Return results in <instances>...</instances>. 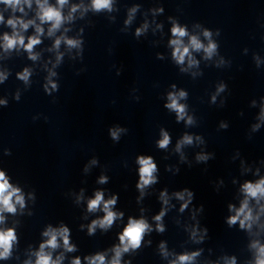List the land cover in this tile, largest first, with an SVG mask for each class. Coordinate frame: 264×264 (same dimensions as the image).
Segmentation results:
<instances>
[{
	"label": "water",
	"instance_id": "water-1",
	"mask_svg": "<svg viewBox=\"0 0 264 264\" xmlns=\"http://www.w3.org/2000/svg\"><path fill=\"white\" fill-rule=\"evenodd\" d=\"M48 4L58 7L57 0ZM74 5L72 19L50 36L51 22L41 23L36 0L24 13L0 4V171L24 197L23 207L3 213L0 230L14 229L16 241L0 264H35L49 226L67 227L74 246L66 251L58 237L59 247L45 249L53 260L62 255L60 264L77 257L88 264L85 258L99 253L108 264L129 218H143L150 230L139 248L122 253L121 264H172L193 252L199 255L189 264L233 258L255 264L251 245H264V198H248L257 217L251 228L229 226L227 219L235 215L229 205L238 209L246 197L243 185L264 178V0H112L110 9L99 11L92 0H68L62 15ZM13 16L35 22L20 31L25 45L37 35L36 25L43 28L35 60L23 46L3 47ZM174 25L188 33L180 38L184 45L191 36L205 46L210 39L215 53L206 58L203 49H190L196 63L188 57L178 63L170 43ZM61 36L79 46L62 40L54 47ZM25 69L27 81L18 75ZM180 92L183 119L166 107L169 94ZM110 129L120 130L117 140ZM162 133L169 137L166 148L159 147ZM185 136L192 142L177 150ZM202 155L207 159H198ZM140 156L156 165L155 181L142 191ZM185 190L192 197L181 211ZM97 191L105 201L115 196L112 211L123 215L89 234L92 221L105 215L103 204L88 210ZM176 193H185L184 200Z\"/></svg>",
	"mask_w": 264,
	"mask_h": 264
},
{
	"label": "clouds",
	"instance_id": "clouds-1",
	"mask_svg": "<svg viewBox=\"0 0 264 264\" xmlns=\"http://www.w3.org/2000/svg\"><path fill=\"white\" fill-rule=\"evenodd\" d=\"M112 0H92L93 9L99 11L100 9H110ZM68 3V0H57L58 7H54L48 4V0H36V4L38 5L39 11L37 13L38 18L41 23L51 22V27L49 28L48 34L51 36L54 31L60 28L61 23L65 19H72V12H75L79 5H74L69 13L68 17H64L61 13V9L64 5ZM0 4H3L12 9V12L15 13L19 11L24 13V5H27L29 8L32 6V0H0ZM134 11V10H133ZM4 22V16L0 14V23ZM33 20L25 21L22 18L13 16L7 20V24L13 29L12 35L7 33L3 36V47L7 49H12L17 45L23 46L26 51L30 54V59L35 60L36 55L32 54L33 47L40 43L39 34L43 33V28L39 25H36V36L29 37L28 43L25 45L24 37L20 35V31L26 30L30 25L34 24ZM140 29L137 30V34L139 35ZM172 34L176 39L170 41L171 45L174 46L173 57L178 63H183L185 61V57H188L189 64H195L196 61L192 58L190 49L199 51L203 49L205 52L206 58H211V56L216 51V44L213 43L209 39V43L207 46L202 44L200 40L196 36H191L189 39V44L184 45L183 41L180 39L188 35L184 28L174 25L172 28ZM204 36L206 38H210L211 33L207 30L204 32ZM64 41L70 48L78 47L79 41L75 39H68L66 37H59L55 40L54 47L59 48L61 41ZM60 56H57V60L59 61ZM19 78L27 81L30 75L29 70L25 69L23 73L18 74ZM54 75V73H53ZM4 79V74L0 73V80ZM51 87L53 89L56 88L55 83H52ZM219 90H223V86ZM185 95L184 92L179 93V97L175 94H169V101L166 105L167 108L171 110H175L177 112V118L183 119L185 109L184 106L178 103V99ZM214 99V98H213ZM0 103H5V101H0ZM262 118H264V109H262ZM189 123L191 120L189 119ZM226 126V125H222ZM258 127V125L256 126ZM119 129H110V135L113 140H117ZM162 140L159 141V147L166 148L169 143V137L167 133H162ZM192 138L190 136H185L182 141L177 144V150H179L180 145L184 143H191ZM198 159L206 160V156H199ZM95 163V161H93ZM137 163L140 165L139 175L140 180L137 184V187L144 189L145 186L153 183L155 181V177L153 173L156 171V165L153 162L152 158L140 156L138 157ZM106 177L100 178V183L106 182ZM242 191L246 194L245 199L242 201L241 206L236 209L233 205H229V210L234 211L235 215L228 217L227 223L229 226H232L239 222L241 228H251V222H255L257 217H254L252 214V210L249 208V200L248 198H256L257 202H259L260 198H264V178L260 179L255 184L248 182L243 185ZM185 193L188 196V200L184 202L181 206V211L187 207L188 203L191 200L192 193L185 190ZM185 193H176L177 198L184 200ZM13 198H15L13 200ZM161 199L165 204L168 203L166 194H161ZM116 203V197L113 196L111 199L105 201L104 195L102 192L97 191L93 199L88 202V210L90 212L96 211L101 204H103V212L105 215L103 218L92 221L91 225H89V234H92L96 227L99 226L102 229L109 228L114 220H116L119 216H122L123 213H117L112 211V206ZM16 205L24 206V197L20 192L19 188L13 187L6 177L3 171H0V223L4 221V212L15 213ZM264 211V207L261 209ZM164 215V211L162 210L159 215H157L154 219L156 221H160L161 217ZM157 229L159 231H163V226L157 224ZM150 230V226L143 219H132L129 218L128 224L123 230L122 234L119 236L120 245L116 246L113 251L115 253L114 257L111 259L108 264H121L120 257L122 253L128 252L129 248L136 249L141 245V241L146 231ZM206 231V230H205ZM44 236L48 237V239L41 243L40 249L35 253L37 259L35 264H60V261L63 259V256H58L55 260L52 259V255L50 252H46V248L56 249L59 247L58 237L62 239L63 245L66 251H73L74 246L69 242V229L67 227L61 226L59 229H53L51 226L43 233ZM193 237L196 236V230L194 229L192 232ZM202 238V237H201ZM16 241V235L14 229H6L0 230V259H7L10 255L12 245ZM252 248L256 250V260L255 264H264V245L259 244L258 241L253 242L251 245ZM161 251L164 255H167V252L164 250V245L161 244ZM199 255V252H193L191 254H183L180 255L177 260L173 261L172 264H189L196 256ZM88 264H106L105 255L104 254H96L95 256L86 257ZM27 264H31V262H27ZM71 264H81V260L79 257L72 260ZM228 264H235V258L230 260Z\"/></svg>",
	"mask_w": 264,
	"mask_h": 264
}]
</instances>
